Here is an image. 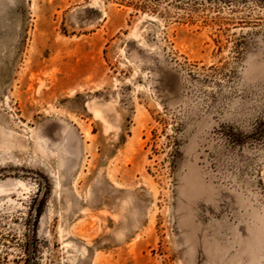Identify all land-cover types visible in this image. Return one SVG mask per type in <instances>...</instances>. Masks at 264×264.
<instances>
[{
  "label": "rangeland",
  "instance_id": "obj_1",
  "mask_svg": "<svg viewBox=\"0 0 264 264\" xmlns=\"http://www.w3.org/2000/svg\"><path fill=\"white\" fill-rule=\"evenodd\" d=\"M0 264H264V0H0Z\"/></svg>",
  "mask_w": 264,
  "mask_h": 264
}]
</instances>
